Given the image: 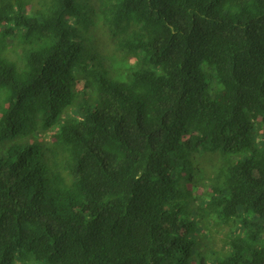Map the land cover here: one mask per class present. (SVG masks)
I'll return each instance as SVG.
<instances>
[{
    "label": "trees",
    "instance_id": "16d2710c",
    "mask_svg": "<svg viewBox=\"0 0 264 264\" xmlns=\"http://www.w3.org/2000/svg\"><path fill=\"white\" fill-rule=\"evenodd\" d=\"M0 264H264V0H0Z\"/></svg>",
    "mask_w": 264,
    "mask_h": 264
}]
</instances>
